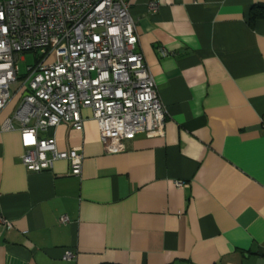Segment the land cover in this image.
Listing matches in <instances>:
<instances>
[{
    "label": "crops",
    "instance_id": "1",
    "mask_svg": "<svg viewBox=\"0 0 264 264\" xmlns=\"http://www.w3.org/2000/svg\"><path fill=\"white\" fill-rule=\"evenodd\" d=\"M127 2L165 136L108 154L86 109L82 132L44 134L84 155L82 176L67 160L33 172L21 133L1 129L14 100L0 115V215L13 224H0V264H264V19L249 23L264 0Z\"/></svg>",
    "mask_w": 264,
    "mask_h": 264
},
{
    "label": "built area",
    "instance_id": "2",
    "mask_svg": "<svg viewBox=\"0 0 264 264\" xmlns=\"http://www.w3.org/2000/svg\"><path fill=\"white\" fill-rule=\"evenodd\" d=\"M159 8L156 1L149 4L152 13ZM26 52L40 58L21 76L19 60ZM20 77L25 81L12 94ZM14 100L17 107L1 129L21 133L20 163L33 172L67 160L71 174L82 176L84 155L59 150L56 136L44 134L62 124L82 132L86 109L108 154L128 150L139 134L166 133V108L139 50L127 0H0V115ZM177 186L188 184L178 181ZM0 224L13 228L2 215ZM75 257L66 251L65 259Z\"/></svg>",
    "mask_w": 264,
    "mask_h": 264
},
{
    "label": "rangeland",
    "instance_id": "3",
    "mask_svg": "<svg viewBox=\"0 0 264 264\" xmlns=\"http://www.w3.org/2000/svg\"><path fill=\"white\" fill-rule=\"evenodd\" d=\"M40 56L35 54V52H26L21 54V58L19 60L20 66V75L24 76L27 74V69L29 66H33L37 63ZM25 81V78H21L17 84L12 85V94L17 90V88Z\"/></svg>",
    "mask_w": 264,
    "mask_h": 264
},
{
    "label": "trees",
    "instance_id": "4",
    "mask_svg": "<svg viewBox=\"0 0 264 264\" xmlns=\"http://www.w3.org/2000/svg\"><path fill=\"white\" fill-rule=\"evenodd\" d=\"M259 19H264V4H256L252 6L249 17L250 26L254 27Z\"/></svg>",
    "mask_w": 264,
    "mask_h": 264
}]
</instances>
